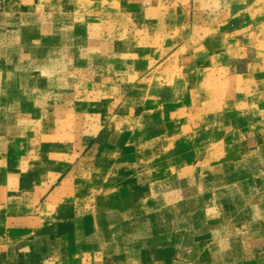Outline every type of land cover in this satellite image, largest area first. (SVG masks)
Instances as JSON below:
<instances>
[{
  "label": "crops",
  "instance_id": "crops-1",
  "mask_svg": "<svg viewBox=\"0 0 264 264\" xmlns=\"http://www.w3.org/2000/svg\"><path fill=\"white\" fill-rule=\"evenodd\" d=\"M163 4L153 14L160 33L181 39L178 78L171 71L162 76L179 82V90L158 94L178 107L180 135L163 140L227 147V154L206 160L227 163L217 174L227 187L193 189L176 181L141 189L124 185L118 168L93 187L87 166L58 171L53 161L51 170L43 162L41 170L0 169V264H264V0ZM15 48L8 39L0 43V68L13 65ZM12 116L0 107V144L17 126ZM221 116L227 120L218 122ZM207 130L226 135L203 138ZM190 131L197 137L189 139ZM78 158L112 162L108 154ZM148 171L154 176V168ZM45 227L50 253L33 242Z\"/></svg>",
  "mask_w": 264,
  "mask_h": 264
},
{
  "label": "rangeland",
  "instance_id": "rangeland-1",
  "mask_svg": "<svg viewBox=\"0 0 264 264\" xmlns=\"http://www.w3.org/2000/svg\"><path fill=\"white\" fill-rule=\"evenodd\" d=\"M163 5V0H0V43L8 39L16 47L13 65L0 68V80H7L0 81V107L11 110L17 124L11 138L1 141L6 162L0 169L33 171L48 164L51 170L47 161H53L58 171L87 166L93 187L115 168L124 185L141 189L176 181L193 189L227 187L228 179L217 177L227 163L206 161L227 154V147H181L163 140L180 135L178 107L158 94L179 90V82L162 76L171 71L178 78L174 64L181 42L178 32L165 36L156 25L153 14H161ZM223 135L207 130L202 136ZM84 154L112 155V162L84 164L78 158ZM148 166L154 168L150 178ZM180 172L186 177H171ZM45 230L33 242L50 253L51 227ZM59 250L66 248L61 244Z\"/></svg>",
  "mask_w": 264,
  "mask_h": 264
}]
</instances>
